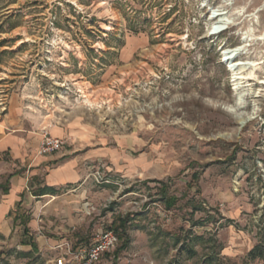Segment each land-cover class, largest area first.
I'll use <instances>...</instances> for the list:
<instances>
[{
  "label": "rangeland",
  "instance_id": "rangeland-1",
  "mask_svg": "<svg viewBox=\"0 0 264 264\" xmlns=\"http://www.w3.org/2000/svg\"><path fill=\"white\" fill-rule=\"evenodd\" d=\"M239 44L256 79L224 60ZM263 76L264 0H0V117L35 156L61 132L50 156L84 172L31 199L38 249L0 238V264H55L127 214V246L96 264H264Z\"/></svg>",
  "mask_w": 264,
  "mask_h": 264
},
{
  "label": "crops",
  "instance_id": "crops-1",
  "mask_svg": "<svg viewBox=\"0 0 264 264\" xmlns=\"http://www.w3.org/2000/svg\"><path fill=\"white\" fill-rule=\"evenodd\" d=\"M28 128L24 123L15 124L14 120H5L0 117V185L8 187L3 192L0 187V238L8 241L13 235L18 238H26L22 232V226L14 224V212L18 204L26 211L31 199H43L45 197L55 199L58 187L71 184L83 178L84 172L75 169L76 160L65 156L57 158L49 155L31 154V144L28 140ZM53 137L59 138L61 132L53 130ZM61 139V138H60ZM38 146V145H37ZM45 171L39 180L38 175ZM14 172H17L13 174ZM10 174H13L8 178ZM6 181H8L7 185ZM38 184H35V183ZM52 188L55 191H45L42 195H34L37 188ZM39 202V201H38ZM39 204L33 208L28 227L34 225L33 217L40 219ZM30 229V228H29ZM28 235L31 236L30 230ZM1 240V239H0Z\"/></svg>",
  "mask_w": 264,
  "mask_h": 264
},
{
  "label": "built area",
  "instance_id": "built-area-1",
  "mask_svg": "<svg viewBox=\"0 0 264 264\" xmlns=\"http://www.w3.org/2000/svg\"><path fill=\"white\" fill-rule=\"evenodd\" d=\"M64 142L43 130L38 147L40 155H49L60 151ZM118 243V236L112 229H102L88 245L75 247L65 244V251L55 259V264H96L105 254L113 251Z\"/></svg>",
  "mask_w": 264,
  "mask_h": 264
},
{
  "label": "trees",
  "instance_id": "trees-1",
  "mask_svg": "<svg viewBox=\"0 0 264 264\" xmlns=\"http://www.w3.org/2000/svg\"><path fill=\"white\" fill-rule=\"evenodd\" d=\"M15 173L17 172H14L13 174ZM13 174H10L8 178L12 176ZM193 177H192V181H195V179H197L196 178L197 175L194 174ZM158 182L160 183V187L158 188L159 196L156 199V201H160L163 207L169 210L173 206L176 205L177 201L179 200V197L169 193V185L167 183H164L163 181H158ZM7 183L8 181H6L5 185H7ZM3 186H4L3 184L0 185V187H3ZM2 190L3 192H6L8 190V187L5 186L2 188ZM45 191L54 192L55 190L52 188H46V187L37 188V190L34 191L35 192L34 195H42L46 193ZM194 209H199V207L196 206L194 207ZM30 219H31L30 214L26 213V211L21 208L20 203H19L16 211L14 212V224L22 226L23 235L26 237L21 240V244L30 245L32 249L37 250L38 246H37V242L35 241V238L32 235L31 236L28 235V232H29L28 222L30 221ZM131 220L132 218L130 217V214H127L125 216H117L116 218H114L111 224L112 227L110 229H112L117 234L118 239L123 240L121 246L117 249L118 252L121 249L125 248L129 242V238L126 233V228H127L129 221ZM168 235L172 237L171 239L174 241L173 242L174 245H177L180 242V238L177 234L174 233V234H168ZM252 253H253L251 254L252 257H258L264 262V253L262 252V250L259 249L257 250V252H252ZM25 255H28V254H25Z\"/></svg>",
  "mask_w": 264,
  "mask_h": 264
},
{
  "label": "bare ground",
  "instance_id": "bare-ground-1",
  "mask_svg": "<svg viewBox=\"0 0 264 264\" xmlns=\"http://www.w3.org/2000/svg\"><path fill=\"white\" fill-rule=\"evenodd\" d=\"M219 17L217 23L220 25H215L212 27V34H215L217 32H219L220 30H222L223 28H225V25L228 23L227 19L223 16V14H218V13H214L212 15L213 18L215 17ZM216 23V24H217ZM238 50L239 52L241 51V44L236 45L234 47H232L231 49H229L228 51L225 52V60H233V62H235L234 64L230 65V69L232 71L236 70L239 71L238 73H234L235 75L238 74V77H235L236 80H238V82H242L243 80H252V79H256L257 76L255 74V69L258 67V65L261 63V61L259 60H238L236 59V56L233 57V55L235 54V51ZM239 52L237 54H239ZM258 81L264 85V76L260 79H258ZM244 82V81H243ZM238 86V85H237ZM85 101L86 102H90V100L88 98L85 97Z\"/></svg>",
  "mask_w": 264,
  "mask_h": 264
},
{
  "label": "water",
  "instance_id": "water-1",
  "mask_svg": "<svg viewBox=\"0 0 264 264\" xmlns=\"http://www.w3.org/2000/svg\"><path fill=\"white\" fill-rule=\"evenodd\" d=\"M238 52H239V51L236 50V51H235V54L233 55V57L236 56V55H238V54H237ZM224 60H225V59H224Z\"/></svg>",
  "mask_w": 264,
  "mask_h": 264
}]
</instances>
